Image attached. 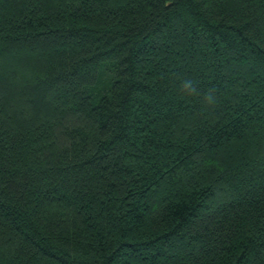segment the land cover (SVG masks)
Listing matches in <instances>:
<instances>
[{"label": "trees", "instance_id": "trees-1", "mask_svg": "<svg viewBox=\"0 0 264 264\" xmlns=\"http://www.w3.org/2000/svg\"><path fill=\"white\" fill-rule=\"evenodd\" d=\"M0 264H264V0H0Z\"/></svg>", "mask_w": 264, "mask_h": 264}, {"label": "clouds", "instance_id": "clouds-1", "mask_svg": "<svg viewBox=\"0 0 264 264\" xmlns=\"http://www.w3.org/2000/svg\"><path fill=\"white\" fill-rule=\"evenodd\" d=\"M183 89L189 93H195L197 91V88L195 86V84L193 83V81L191 79H186L183 82ZM216 95L214 93V91L209 90L206 94H205V103L208 105H214L216 103Z\"/></svg>", "mask_w": 264, "mask_h": 264}]
</instances>
